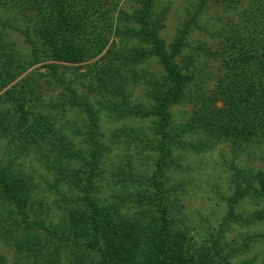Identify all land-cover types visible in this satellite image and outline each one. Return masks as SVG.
Listing matches in <instances>:
<instances>
[{"label": "trees", "instance_id": "obj_1", "mask_svg": "<svg viewBox=\"0 0 264 264\" xmlns=\"http://www.w3.org/2000/svg\"><path fill=\"white\" fill-rule=\"evenodd\" d=\"M129 1L131 10L109 0H0L2 7H13L31 21L34 35L20 30L30 45L25 52L0 28V103H9L0 106V136H9L22 155L32 150L42 156L53 171L54 186L74 191L64 199L65 217L47 224L42 201L34 198L32 175L11 160H0V239L25 264H232L253 243L264 245V230L245 232L239 243L224 238L232 225L264 224V157L256 168L230 165L224 215L198 242L173 214L175 188L168 186V172L180 168L175 150L198 154L225 140L264 141V0H195L169 42L161 35L169 6L155 11L156 0ZM210 3L226 5L236 17L207 27L201 17ZM196 29L211 42L192 45ZM198 51L204 64L218 60L215 74L206 76L214 81L212 87L204 86ZM96 56L102 62L88 68L92 102L60 76L58 66L78 68ZM150 58L162 75L144 74L146 102L132 101L128 85L137 82L135 67ZM37 63L60 85L57 102L41 100L40 74L29 71ZM37 103L63 112L75 108L82 114L81 125L68 134ZM187 103L192 106L189 122L174 124L171 108ZM102 115L120 125L106 134ZM145 119L150 133L124 123ZM77 137L84 148L75 147ZM116 147L147 152L149 165L139 172L120 165L114 194L103 202L96 196L98 181L106 172V156ZM235 264L257 263L244 259Z\"/></svg>", "mask_w": 264, "mask_h": 264}, {"label": "rangeland", "instance_id": "obj_2", "mask_svg": "<svg viewBox=\"0 0 264 264\" xmlns=\"http://www.w3.org/2000/svg\"><path fill=\"white\" fill-rule=\"evenodd\" d=\"M117 4L118 8L131 10L132 4L129 0H109V3ZM195 0H156L154 9L158 11L165 5L169 6V12L165 19V27L161 31L162 37L169 42L175 33L176 28L181 24L186 16L187 10H191L193 2ZM3 3V2H2ZM0 4V28L4 32L5 37L8 40L14 41L25 52L30 51V45L25 40V37L20 33L21 29H29L31 31L30 36L34 38L33 28L30 27L31 21L27 17L23 16L17 9L9 7L5 4V8ZM224 4L220 6L210 3L207 9L204 11L201 17V22L207 27L221 26L231 17L235 18V14H231L230 11L225 10ZM3 23L5 25H3ZM32 29V30H31ZM205 31L195 30L190 36V42L192 45H196L203 41L211 42L208 34ZM116 48L119 49L121 42L119 38L115 39ZM204 56L198 51L197 64L201 65L203 70L204 86L212 87L214 81L207 79L209 72L212 76L217 71L218 60H209L204 64ZM99 61L98 57L90 58L86 60L81 66L75 68L72 65H59L58 73L65 80L71 83V86L79 94H87L89 99L94 102V96L89 92L87 83L90 78L88 68L94 62ZM102 62L99 61L98 64ZM137 74H135L134 80L128 85L131 91L132 101L146 102L144 90L145 78L152 75L156 78H160L162 75V69L159 64L152 58L143 61L135 67ZM29 71H33L36 76L40 78L42 85L44 86L43 97L41 100L48 103L50 100L57 102L58 94L60 91V85L54 83V80L49 77L47 69L37 63ZM47 81L49 83H47ZM4 89L0 90V96L3 94ZM97 97V95H96ZM3 98V97H1ZM40 103V101L38 102ZM39 110L44 112H51L56 121L55 127H59L62 131L69 134V131L77 125H81L82 114L75 108H66V111H60L50 104H43L38 106ZM34 103H32L33 105ZM0 106H9V103L2 102ZM192 112V106L187 103L184 105H176L171 108V114L174 124H187L189 122L190 114ZM102 127L105 133H108V129L117 127L120 124H110L107 119L102 115ZM124 123H129L136 128H142L150 133V120H125ZM193 137L196 134L192 135ZM9 137V136H8ZM6 136H0V160L12 162L20 165L24 171H28L32 175L35 188L33 190L35 201L37 204L42 201L44 211L43 218L45 223L57 224L59 223L67 213V200L64 199L73 195L74 191L68 189L64 184L58 185V189L54 186V174L46 165L45 159L35 154L32 150L25 155H22L14 143H11ZM77 137L74 139V145L76 148H84L83 144ZM175 154L179 156L180 168L177 170H171L168 172L170 181L168 186L175 188L176 206L174 207L173 214L180 220L184 226H186L189 234L194 240L201 241L208 231L213 228H217L221 222V218L225 212V197L229 194L230 189L228 186V179L230 176V165L236 164L242 168H256L263 164L262 157H264V141L254 142H237L232 143L229 140L217 142L212 149L202 153H192L187 151L175 150ZM125 154L129 155L127 159ZM147 152L139 153L135 148L125 150L122 147H116L106 156L104 161V168L106 170L103 180L99 182V190L96 196L103 202H109L116 187L114 186V180L118 177L117 169L123 166L125 169L132 168L134 171H142L147 169L149 165L146 157ZM120 176V175H119ZM71 190V191H70ZM34 205V211L31 212V216L34 217L35 210L37 211L38 205ZM264 204V201L262 202ZM245 208H251L249 205H245ZM264 230V224H257L247 228H242L237 225H232L231 228L224 232L225 240L233 242L236 240L240 242L241 236L245 232H259ZM244 259H253L255 263L259 264L264 262V245L256 242L251 245L250 250L244 252L242 255L233 259L232 264ZM66 262V261H65ZM0 264H25V258L19 256L13 246L0 239Z\"/></svg>", "mask_w": 264, "mask_h": 264}]
</instances>
